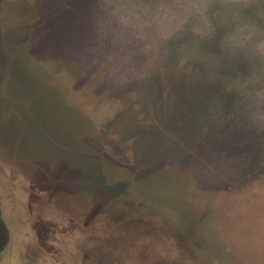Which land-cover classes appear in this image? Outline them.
<instances>
[{
  "label": "rangeland",
  "instance_id": "obj_1",
  "mask_svg": "<svg viewBox=\"0 0 264 264\" xmlns=\"http://www.w3.org/2000/svg\"><path fill=\"white\" fill-rule=\"evenodd\" d=\"M20 1L31 5L17 4ZM92 1L84 6L85 13L95 11L90 12L85 31L93 34L103 27L102 35L107 36L100 37L103 41L98 44H106L112 38L109 17L103 0H95L96 8L90 7ZM81 4L79 0H0L2 38L8 37L9 23L34 12H39L38 21L53 25L41 31L40 42L32 36L33 66L21 63L27 56L21 54L20 45L8 49L12 59H6V47L0 53V74H4L0 204L6 220L16 209V256L20 238L41 221L37 213H45L44 205L56 199L55 186L62 198L76 205L129 210L146 226L136 228L134 222L126 232L110 233L159 235V249L175 247L177 258L191 264H264L255 233L258 224L264 226V131L251 130L234 97L218 83L177 75L171 57L125 47L116 50L125 58L123 72L117 70L113 82L107 80L113 87L120 84L125 94L89 114L98 131L95 144L93 130L81 126L76 111L80 82L61 54L64 31L72 32L65 47L71 49L72 59L76 54L74 31ZM13 12L18 14L15 18ZM63 18L67 29L62 27ZM20 26L14 30H21ZM9 38L15 44L24 40ZM197 70L204 71L193 65V72ZM131 72L135 78L126 87ZM40 92L41 96L31 98ZM58 97L61 102L56 106L53 100ZM16 151L40 160L23 159ZM56 221L47 225L48 236L67 244L72 234H63ZM253 241L256 255L238 263L233 257L236 243Z\"/></svg>",
  "mask_w": 264,
  "mask_h": 264
},
{
  "label": "clouds",
  "instance_id": "obj_2",
  "mask_svg": "<svg viewBox=\"0 0 264 264\" xmlns=\"http://www.w3.org/2000/svg\"><path fill=\"white\" fill-rule=\"evenodd\" d=\"M113 41L218 83L264 131V0H103ZM199 64L203 72H193Z\"/></svg>",
  "mask_w": 264,
  "mask_h": 264
},
{
  "label": "water",
  "instance_id": "obj_3",
  "mask_svg": "<svg viewBox=\"0 0 264 264\" xmlns=\"http://www.w3.org/2000/svg\"><path fill=\"white\" fill-rule=\"evenodd\" d=\"M26 3L31 5L30 3L27 2H18L17 4H22ZM15 4H12L13 6ZM9 6V7H11ZM10 9V8H9ZM9 9H7L9 11ZM33 12V11H31ZM39 12H34L32 13L31 16L27 17H22V19H18L15 24L9 23L7 20V17H5V20L10 24L11 28L9 31L6 32L7 36L6 38H2L0 35V53L2 51H5L4 48L6 47V59L10 58L9 54H12L11 52H8V49L10 46L12 47H17V45H20L22 48L21 54L26 55V51H30L32 54L35 53V48L32 43H30V40H32L36 37L37 40L40 42V33L42 30L51 28V23L47 22V25L45 24L44 21H37L35 24L30 26L29 24H26L27 22L30 21H35V19H38L39 17ZM14 18L15 15H18L17 13L13 12L11 14ZM23 24V26H20L22 28L21 30L15 31V26ZM45 24V25H44ZM53 26V25H52ZM55 26V24H54ZM48 30V29H47ZM10 36H17V37H23L24 40L19 43L15 44L13 41L9 38ZM28 36V37H27ZM30 37V38H29ZM30 39V40H29ZM9 53V54H8ZM27 56V55H26ZM30 57V56H29ZM29 57L27 56L26 62H21L26 65H31L30 63H35L34 61L30 60ZM38 59V57H37ZM9 61V60H8ZM36 64V63H35ZM27 69V68H26ZM25 69V73H26ZM3 76L4 74H0V92L3 89L2 83H3ZM37 76H41V74H37ZM41 79V77H40ZM43 86L44 83L41 81L39 82ZM42 92V91H41ZM41 92L37 94L36 96H32L31 98H37L41 96ZM55 102V105L58 106L61 102V97L55 98L53 100ZM79 106V103H78ZM76 106V111L78 112V115L80 116V124L82 127L84 125H88L85 128L91 129L94 132V143L97 144L98 142V131L97 127L94 123V121L90 120V117L84 109H81L80 107L77 108ZM75 107V106H74ZM1 131V128H0ZM1 142V141H0ZM9 146V145H8ZM11 147V146H10ZM13 148V147H12ZM16 154L18 156H21L23 159H28L29 156L23 155V153L16 151ZM30 161L37 162L40 159L36 160L33 158H29ZM51 162V161H50ZM84 165L79 163V166ZM74 166V165H70ZM76 166V165H75ZM53 189V188H52ZM54 186V193L56 194V199L51 200V203H46L44 205L45 209V214L46 218L45 220L51 221V220H57L60 221L61 224H66L67 222H79L80 219L88 225L91 221H94L96 223V237L93 239L92 244L94 248L92 249L93 252H96L98 255H113L118 253V261L119 264H191L189 260L186 258L178 259L177 258V252L178 250L174 248H165L164 250H161L157 247L156 242L161 239L158 237L159 235L156 234H149V235H136V234H127V233H110L109 231H118L121 230L123 232H126L125 230H128L130 226L135 222L134 226L138 228L141 225H145L147 223L140 222L137 218L136 215L133 213L131 214L130 211L126 212H112L111 211H102L99 206H80L76 205L74 202H67L65 198H62V194H60L58 191L55 190ZM52 195V194H51ZM1 206V204H0ZM66 212V213H65ZM66 214H70V216H67ZM81 216V217H76ZM74 216V217H73ZM79 219V221H78ZM77 220V221H76ZM113 223V227H107L108 224ZM2 226V224H0ZM73 226V225H72ZM133 227V228H135ZM255 233L257 235L258 240V247L260 251V255L262 259H264V226L262 224H258L255 228ZM235 237V236H234ZM144 238V239H141ZM138 240V241H137ZM140 240V241H139ZM5 244V243H3ZM256 244V242H255ZM254 244V241L251 244L241 242V245L236 243L235 246V255L233 254L234 259L238 263H241L244 258H248V255H256L257 250H256V245Z\"/></svg>",
  "mask_w": 264,
  "mask_h": 264
},
{
  "label": "trees",
  "instance_id": "obj_4",
  "mask_svg": "<svg viewBox=\"0 0 264 264\" xmlns=\"http://www.w3.org/2000/svg\"><path fill=\"white\" fill-rule=\"evenodd\" d=\"M79 3L82 4L79 7L78 13H76L78 16V18L75 21L77 29L76 31H74V34L77 35L74 36L77 44L73 51H75L76 54L72 59L70 56L71 49L67 48L68 46L65 47L68 42L67 38L72 33V32H70V34L66 33V31H64V34L62 32L64 38L61 41V48H62L61 54L63 56V59L66 60L67 63L70 65L72 74H75L77 80L80 82V88L77 90L79 96V106L77 108L80 107L81 109H84L86 114L89 115L93 110L103 109L104 105L115 101L119 97V95L122 94L123 87H120V84H118L117 87H113L114 84L110 86V83L107 80L110 78L111 81L113 82L114 78L119 74H121L122 71L121 68L123 67L122 64L125 62L124 61L125 58L124 55H122L123 57L120 56L122 59L117 55L116 50L118 51H122V50L120 49V46H118L113 41L112 38L109 39L108 43L106 44H102V45L98 44V42L103 41L99 39L100 37L102 38L105 36L106 38L107 36V35H102L104 33L103 27L102 28L99 27L98 29H96V32L95 33L93 32V34L85 31L86 23H88L89 21L90 12H92L93 14L95 11L94 9H92V11L85 13V7L87 6V3L88 4L90 3V0L89 2L87 1L85 3L84 0H79ZM95 3H96L95 0H93L91 2L90 7L91 8L95 7L96 6ZM35 21H38V19H36ZM63 21L64 22H62V27L66 28L64 18ZM30 26H32V24H30ZM94 41L96 43L95 45H93ZM115 46H117L118 48L114 49ZM26 55L29 57L31 55V52L29 50L26 51ZM117 70L118 72H120L119 74L115 72ZM114 73L116 74L114 75ZM131 74L132 75L129 76L127 83L125 84L126 87L135 78L132 72ZM165 74L167 73H164V75ZM153 76L149 75L148 78L151 79L153 78ZM124 94L125 93H123L122 95ZM116 96L118 97L116 98ZM121 98L119 97V100H121ZM220 100H223V97ZM89 117L90 120L94 121L92 116ZM251 130H253V132L255 133L258 132L255 130V128H252ZM243 131H246V129L244 128ZM246 133L249 132L246 131ZM251 145L252 143H250V146Z\"/></svg>",
  "mask_w": 264,
  "mask_h": 264
},
{
  "label": "flooded vegetation",
  "instance_id": "obj_5",
  "mask_svg": "<svg viewBox=\"0 0 264 264\" xmlns=\"http://www.w3.org/2000/svg\"><path fill=\"white\" fill-rule=\"evenodd\" d=\"M15 213L16 209H12L10 216L12 218L6 220L0 206V224H2L0 226V264H119L118 253L108 256L98 255L93 252L92 241L97 236V225L94 221L86 225L79 218L81 217L80 215H76L80 219V221L78 219L79 222H67L65 224L66 227H63L64 224H61L60 221H56L57 224L55 223V225L60 224L59 227L64 229L62 231L63 234L65 232L72 234L68 237L67 244H65L59 238L52 240V237L48 236L50 229L47 228V225H49L50 221L45 220L46 215L37 213L36 217L41 218V221H36L35 226L42 227V229L33 226L30 234L20 238L17 243L19 254L16 256L15 250H13L15 249L13 248L15 243L13 242V227L15 229L19 227L13 226V224L19 221L16 220ZM44 220L46 221V226H42ZM110 226L113 227V223L107 225V227ZM23 227L24 225H20V228Z\"/></svg>",
  "mask_w": 264,
  "mask_h": 264
}]
</instances>
